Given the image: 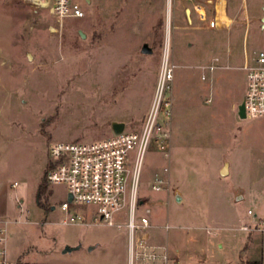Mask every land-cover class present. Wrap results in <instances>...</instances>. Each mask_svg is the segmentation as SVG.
Segmentation results:
<instances>
[{
	"label": "rangeland",
	"instance_id": "374dc122",
	"mask_svg": "<svg viewBox=\"0 0 264 264\" xmlns=\"http://www.w3.org/2000/svg\"><path fill=\"white\" fill-rule=\"evenodd\" d=\"M75 1L84 17L59 21L22 0H0V222H9L7 264L19 258L130 264L125 228L63 224L65 189L47 185L39 194V184L52 144L107 138L114 122L140 130L167 55L175 65L166 94L169 149L151 140L144 152L137 193L145 205L137 219L150 210L155 228L147 232L164 245L169 264H264V233L241 230L264 222V118L240 119L237 110L246 85L241 67L262 46L264 0H226L228 31L206 29L183 0ZM144 44L151 54H142ZM210 65L229 68L202 69ZM164 167L169 185L156 193L151 182ZM70 210L88 224L96 213L94 206ZM66 247L80 250L63 254Z\"/></svg>",
	"mask_w": 264,
	"mask_h": 264
},
{
	"label": "built area",
	"instance_id": "2783aa9c",
	"mask_svg": "<svg viewBox=\"0 0 264 264\" xmlns=\"http://www.w3.org/2000/svg\"><path fill=\"white\" fill-rule=\"evenodd\" d=\"M33 8L46 10L56 20L81 19L85 13L75 0H22ZM174 1V0H172ZM189 4L193 20L204 24L209 30H229L233 19L229 16L226 0H183ZM261 49L251 61L244 60L241 69L246 73L245 93L242 101L245 119L264 118V29ZM214 63H219L215 58ZM229 66L210 65L202 69L213 71ZM175 65L168 55L162 58L154 99L140 130H123L120 134L92 142H57L50 146L48 154L52 159L46 173L48 185L65 189L70 202H63L61 211L66 214L63 224L107 225L117 229L125 228L128 233L129 258L131 262L167 264L166 250L158 253L157 247L148 243L147 230L152 228L149 215L137 219V209L145 203L138 197V181L141 161L151 140L162 151L169 149V126L171 102L169 96ZM205 79L204 76L201 77ZM168 156V154H166ZM169 185V168L156 173L151 190L159 193ZM14 183L12 187H16ZM94 206L95 216L86 223L80 215H72L70 205ZM126 210L125 216H120ZM250 211L247 215H251ZM9 222H0V264H7L5 258L6 227ZM165 231L169 226L165 224ZM243 232L264 233V222L259 220L241 227Z\"/></svg>",
	"mask_w": 264,
	"mask_h": 264
},
{
	"label": "water",
	"instance_id": "95a60500",
	"mask_svg": "<svg viewBox=\"0 0 264 264\" xmlns=\"http://www.w3.org/2000/svg\"><path fill=\"white\" fill-rule=\"evenodd\" d=\"M262 12H263V16L262 18L260 19V29L263 30L264 29V8L262 9ZM79 35L82 39L85 38L84 34H82L81 32H79ZM141 52L142 54H145V55H148V54H151L152 53V49L147 45V44H144L142 46V49H141ZM30 57V56H29ZM238 116L240 119H245V113H244V107H243V104L240 103L238 105ZM125 128V125L123 123H117V122H114L112 123L111 125V130H112V133L114 135H117V134H120ZM227 174V169H226V166L223 168V170L221 171V176H225ZM241 197V192L238 193L237 197L235 198V201L237 202V200H239ZM176 200L179 202L181 200V198L176 195ZM71 201V198L69 197L68 198V202ZM51 210H54V208L52 207ZM79 247H76V248H68L66 247L64 250H63V254L65 253H69L71 252L72 250H77Z\"/></svg>",
	"mask_w": 264,
	"mask_h": 264
},
{
	"label": "crops",
	"instance_id": "0c3cea01",
	"mask_svg": "<svg viewBox=\"0 0 264 264\" xmlns=\"http://www.w3.org/2000/svg\"><path fill=\"white\" fill-rule=\"evenodd\" d=\"M228 62V61H227ZM124 124V123H123ZM125 125V124H124ZM104 226H107V225H104ZM152 228H155V227H152ZM119 230V229H118ZM165 231V230H164ZM126 236H127V238H128V233H127V231H126ZM147 236H148V243L150 244V245H152V246H155V247H157V251H158V253H162L163 252V250L165 249L166 250V248L164 247V245L162 244V243H160L159 241H156L155 240V236L153 235V233L151 232H147ZM125 242H124V249H125ZM99 245L97 244L96 245V247H91L90 249H89V251L88 252H91V251H93V250H95L97 247H98ZM76 248V247H75ZM78 250H80V247L77 249V250H72L71 252H75V251H78ZM128 250H129V248H128ZM167 252V251H166ZM128 254H129V252H128ZM167 255H168V253H167ZM168 258H169V262L167 263V264H169L171 261H170V257H169V255H168ZM129 262H130V264L132 263L131 261H130V258H129ZM157 264H162L161 262H158ZM174 264H180V261L179 260H176V261H174Z\"/></svg>",
	"mask_w": 264,
	"mask_h": 264
},
{
	"label": "trees",
	"instance_id": "16d2710c",
	"mask_svg": "<svg viewBox=\"0 0 264 264\" xmlns=\"http://www.w3.org/2000/svg\"><path fill=\"white\" fill-rule=\"evenodd\" d=\"M49 169H50V166H48V168L46 169V171H45V173H44V176H43V178H42V181H41V183L39 184V194H42V193L46 190V188H47V185H48V184H47V182H46V173H47V171H48ZM15 264H31V263L22 260V258H19V259L16 261Z\"/></svg>",
	"mask_w": 264,
	"mask_h": 264
}]
</instances>
